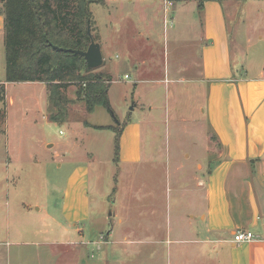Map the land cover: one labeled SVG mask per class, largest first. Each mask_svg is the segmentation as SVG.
<instances>
[{
	"label": "rangeland",
	"instance_id": "obj_1",
	"mask_svg": "<svg viewBox=\"0 0 264 264\" xmlns=\"http://www.w3.org/2000/svg\"><path fill=\"white\" fill-rule=\"evenodd\" d=\"M203 2L226 14L232 55L238 58L232 60L235 70L247 73L243 67L247 61L248 68L249 61V73H259L264 60H245L243 53H248V59L264 58V40L258 38L260 32L264 37V0ZM200 3L105 0L91 5V32L101 44L104 62L92 70L83 69L82 74L106 75L113 111L103 105L89 111L82 95L88 81L81 80L65 87L69 100L63 105L66 121L56 123L48 119L49 84L5 82L6 120L0 132V264L225 263L220 243L215 237L203 236L200 221L191 219L192 209H183L185 204L190 206L184 190L195 187L196 193L201 185L202 159H212L221 151L205 112L209 86L201 61L190 60L201 43L197 47L199 40L188 27L192 17L176 16L178 8L196 12ZM3 20L0 3V31L4 32L0 77L5 79ZM131 122L141 125V160L121 162V157L135 156L137 131L128 129L124 140L121 135L118 152L114 129L123 134ZM74 146L82 152L75 157L91 165L90 214L81 225L82 237L78 232L73 236L77 246H70L69 255H58L53 261L49 250L67 246L24 245L18 240L40 229L36 212L29 213L26 205L58 209L67 176L78 161ZM175 150L178 156L170 158ZM44 233L53 236L58 232L47 229ZM38 251L43 255L40 258Z\"/></svg>",
	"mask_w": 264,
	"mask_h": 264
},
{
	"label": "crops",
	"instance_id": "obj_2",
	"mask_svg": "<svg viewBox=\"0 0 264 264\" xmlns=\"http://www.w3.org/2000/svg\"><path fill=\"white\" fill-rule=\"evenodd\" d=\"M104 2L105 0L102 1ZM200 2L201 6H197L196 12L191 8L182 7L177 9L176 16L179 18L187 14L192 17L188 27L195 33V39L199 40L196 45L201 43L190 60L201 61L202 75L209 86L205 112L221 151L214 153L212 159H202L205 169L201 176L199 175L198 182L201 185L197 186L196 193L195 187L190 191L184 190L183 194L188 198L190 206L185 204L183 209H192L191 219L194 222L196 219L200 221L198 226L203 236L215 237L220 243L225 251L224 264H264V67L259 73H249L251 63L248 61L246 68V61L243 70L246 69L247 73L235 70L232 60L238 58L236 54L232 55V39L229 38L225 12H217L216 9L209 8L208 2ZM209 10L215 14L210 15ZM1 38H4L2 31ZM258 38L264 40L261 32ZM239 44L238 41L240 56L242 54ZM244 55L245 60H264L262 57L248 59V53L245 51ZM4 80L0 77V82ZM130 128L137 131L135 134L138 149L134 157H131L132 154L128 158L121 157V162L133 163L141 160L140 123H129L123 131L122 140ZM68 144L69 142L65 145ZM52 145L54 146L49 144ZM77 147L72 149L74 158L76 154H82L80 146L76 149ZM170 156L176 158L177 151L171 152ZM77 158L75 161H78L67 176L62 200L57 202V210L53 211L49 205L43 207L38 203L25 206L29 213L32 210L36 212L40 229L32 237L20 236L22 239L18 240V244L67 246L64 250H49L53 261L58 255H69L72 252L68 248L77 246L73 236L78 232L82 237L84 228L81 225L89 219L91 165L87 160ZM61 166L62 163H59V167ZM178 170L180 171V168ZM47 229L58 233L53 236L46 234L44 231ZM240 230L252 231L255 239L235 242V234ZM11 234L8 229L7 236L11 237ZM17 234L16 232L15 235ZM73 252L80 253L78 249ZM40 256L43 255L38 251L37 257Z\"/></svg>",
	"mask_w": 264,
	"mask_h": 264
},
{
	"label": "trees",
	"instance_id": "obj_3",
	"mask_svg": "<svg viewBox=\"0 0 264 264\" xmlns=\"http://www.w3.org/2000/svg\"><path fill=\"white\" fill-rule=\"evenodd\" d=\"M103 0H0L5 29L6 76L0 82V132L6 120L5 82L39 81L50 85L49 119L64 123L69 101L64 94L68 84L88 81L82 88L87 108L103 105L113 111L106 75L89 74L85 57L69 49L87 50L91 36V5ZM59 47L68 50H60ZM81 91V92H82ZM52 104V106H51ZM55 107V109H54ZM117 151L121 131H117ZM119 152V151H118ZM119 154V153H118Z\"/></svg>",
	"mask_w": 264,
	"mask_h": 264
},
{
	"label": "water",
	"instance_id": "obj_4",
	"mask_svg": "<svg viewBox=\"0 0 264 264\" xmlns=\"http://www.w3.org/2000/svg\"><path fill=\"white\" fill-rule=\"evenodd\" d=\"M88 31H89V34L91 36V42H90L87 50H81V49H69V50L84 56L86 63L90 68H97L103 64L104 56H103L101 44L96 42L93 39L90 22L88 25ZM59 49L60 50H68L67 48H63V47H59Z\"/></svg>",
	"mask_w": 264,
	"mask_h": 264
},
{
	"label": "built area",
	"instance_id": "obj_5",
	"mask_svg": "<svg viewBox=\"0 0 264 264\" xmlns=\"http://www.w3.org/2000/svg\"><path fill=\"white\" fill-rule=\"evenodd\" d=\"M172 5V2H169V6ZM168 7V6H167ZM255 234L250 230H240L235 234V242H248L255 239Z\"/></svg>",
	"mask_w": 264,
	"mask_h": 264
}]
</instances>
